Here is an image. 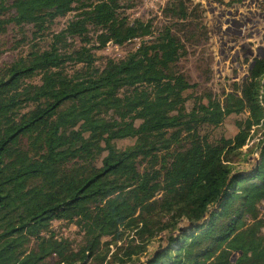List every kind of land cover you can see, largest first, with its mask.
Returning a JSON list of instances; mask_svg holds the SVG:
<instances>
[{"label":"trees","instance_id":"trees-1","mask_svg":"<svg viewBox=\"0 0 264 264\" xmlns=\"http://www.w3.org/2000/svg\"><path fill=\"white\" fill-rule=\"evenodd\" d=\"M121 1L0 0V29L31 24L35 37L79 9L48 47L35 44L2 69L0 264L103 262L115 239L123 240L109 261L124 264L166 229L168 244L140 264H264V144L249 173L234 166L264 118V56L223 99L209 92L189 108L194 84L178 63L185 51L179 30L206 28L200 6L168 0L169 22L154 35L149 21L129 20ZM90 25L97 44L62 49L68 36L89 43ZM135 38L141 42L127 55L96 64L94 48ZM70 60L85 69L71 71ZM233 113H247L238 131L213 138ZM126 137L135 141L119 146ZM183 218L192 229L178 227ZM57 219L78 224L82 242L50 229Z\"/></svg>","mask_w":264,"mask_h":264},{"label":"rangeland","instance_id":"rangeland-1","mask_svg":"<svg viewBox=\"0 0 264 264\" xmlns=\"http://www.w3.org/2000/svg\"><path fill=\"white\" fill-rule=\"evenodd\" d=\"M221 5L218 9L220 12L215 13L217 9L213 0H190V6L198 4L202 10L201 19L206 25L205 29L181 27L179 30L185 42V51L179 60V66L186 75L188 81L194 85L189 88L186 93L189 95L187 106L190 108L200 96L206 97L211 92L214 96L223 99L226 93L234 88V83L242 84L244 79L250 73V65L257 57L264 56V16L263 17H238L235 18V11L231 14L229 10L233 8L234 2L241 0H214ZM123 6L120 10L129 17V20L142 18L152 24L154 35L169 22L170 17L164 12L167 4L164 3L158 9L146 6L144 0H122ZM238 4V3H237ZM260 8L264 9V3L260 4ZM79 9H73L66 15L56 18L51 25L49 31H45L42 36L34 34V27L31 24H23L20 26L11 22L6 28L0 29V76L2 69L13 62L20 55L28 52L33 45L40 48H46L53 41V34L59 32L67 26L70 20L76 18ZM201 12V11H200ZM193 17V16H192ZM194 21H197L193 17ZM245 28L242 29V25ZM89 36L91 41L86 43L80 35L68 36L62 45L63 50L69 52L82 45H92L98 43L97 34L99 31L90 25ZM205 30V31H204ZM263 36V37H262ZM141 42V38H135L124 44H116L108 42L102 48H94L97 54L96 64L102 67L107 58L113 57L119 59L127 55L131 50L135 49ZM263 43V44H262ZM68 69L74 71L76 68L85 69L82 63H74L68 61ZM36 80L39 77L35 78ZM262 83V103L264 104V74L261 76ZM126 89H124L125 91ZM123 91V90H122ZM243 114H229L224 121L214 128L212 137L219 138L221 135L233 136L238 131L237 119L243 117ZM135 141V138L126 137L117 141L119 146H126ZM264 144V118L259 124L253 125L250 137L246 144L234 155L235 171L249 173L259 162L261 148ZM104 151L97 159V164H101ZM257 181V180H255ZM218 206L217 203L212 205L209 211L200 222L209 218L211 211ZM260 216L264 217V201L260 203ZM251 221L246 219L243 224ZM178 227L183 229H192L191 222L183 218ZM61 236L69 237L74 245H78L83 240V232L81 228L73 221L63 219L54 220L50 226ZM178 229L175 230V232ZM264 231V226H263ZM129 231L124 233V237ZM168 229L161 231L148 244L147 249L134 260L124 264H140L144 263L148 258L152 257L156 251L162 249L168 244ZM118 236V235H117ZM112 240V236H104L103 241ZM123 239H115L110 244L111 251L106 254L107 258L103 262L94 259H88L86 264H119L117 261H109L110 255L117 249ZM105 254H102V257ZM238 252H234L232 257L236 258Z\"/></svg>","mask_w":264,"mask_h":264},{"label":"built area","instance_id":"built-area-1","mask_svg":"<svg viewBox=\"0 0 264 264\" xmlns=\"http://www.w3.org/2000/svg\"><path fill=\"white\" fill-rule=\"evenodd\" d=\"M168 0H144L146 6H149L150 8H156L158 9L161 5L166 3ZM225 1V0H224ZM229 1V0H226ZM214 4H216L215 13L218 14L220 12L218 9L221 8V5L214 1ZM238 3V4H237ZM264 3V0H241L240 2H234L233 8L229 10V13L231 14V11H235V18L238 17H246V16H254L263 17L264 16V9L260 8V4ZM242 29L245 28V24H243ZM263 37V36H262ZM264 38V37H263ZM264 43V40H263ZM262 43V44H263Z\"/></svg>","mask_w":264,"mask_h":264},{"label":"water","instance_id":"water-1","mask_svg":"<svg viewBox=\"0 0 264 264\" xmlns=\"http://www.w3.org/2000/svg\"><path fill=\"white\" fill-rule=\"evenodd\" d=\"M254 63H255V60H253V62L251 63L250 67H252Z\"/></svg>","mask_w":264,"mask_h":264}]
</instances>
